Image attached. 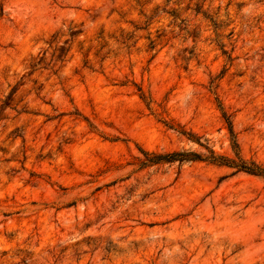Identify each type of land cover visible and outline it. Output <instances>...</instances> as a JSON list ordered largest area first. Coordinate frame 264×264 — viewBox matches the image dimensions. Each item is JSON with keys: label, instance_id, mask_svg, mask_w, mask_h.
Returning <instances> with one entry per match:
<instances>
[{"label": "rangeland", "instance_id": "rangeland-1", "mask_svg": "<svg viewBox=\"0 0 264 264\" xmlns=\"http://www.w3.org/2000/svg\"><path fill=\"white\" fill-rule=\"evenodd\" d=\"M174 152L201 160L148 162ZM240 166L264 0H0V264H264Z\"/></svg>", "mask_w": 264, "mask_h": 264}, {"label": "trees", "instance_id": "trees-1", "mask_svg": "<svg viewBox=\"0 0 264 264\" xmlns=\"http://www.w3.org/2000/svg\"><path fill=\"white\" fill-rule=\"evenodd\" d=\"M230 133L233 136V131L232 128L230 126ZM193 141H195L196 143L200 144L198 142V140H195L193 138ZM234 143V147H237L236 142ZM201 145V144H200ZM201 160V156L197 153H193V152H174L171 154H167V155H160L157 156L156 158H154V160H148L149 163H160V162H167V163H172V162H186V161H200ZM213 161H216L215 158L212 159ZM241 170H245L248 173L252 174V175H256V176H264V171L260 170L259 168H257L256 166H252L251 168L245 167V166H240Z\"/></svg>", "mask_w": 264, "mask_h": 264}]
</instances>
